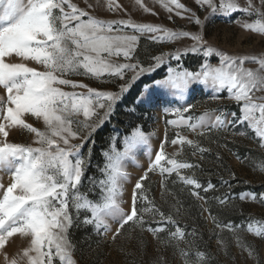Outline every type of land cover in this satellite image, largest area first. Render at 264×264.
<instances>
[{"label":"snow or ice","instance_id":"snow-or-ice-1","mask_svg":"<svg viewBox=\"0 0 264 264\" xmlns=\"http://www.w3.org/2000/svg\"><path fill=\"white\" fill-rule=\"evenodd\" d=\"M161 3L169 12L175 10L177 16L187 13L185 18L189 24L199 28L195 31L184 30L183 27L174 30L162 24L138 23L131 17L101 19L71 3V0H0V88L6 92V95H0V136L3 137L0 139V172L11 174L6 187L0 182V248L10 237L20 234L31 238L30 246L22 253L28 264H53L56 258L59 264H75L69 229L74 222L80 223L82 210L86 213L83 225L94 227L98 235L112 231L109 220L116 223L118 227L113 233V241L130 222L144 230L143 226L148 223L145 213L158 216L155 221L158 225L177 224L172 215H165L148 199L144 181L150 173L159 171L161 176L176 174L182 183L194 189L202 187L194 176L181 174L182 170L198 165L179 162L176 157L185 144L201 154L206 149L179 131L170 142L165 135L152 159L151 139L154 133L146 131L142 125L130 126L122 141L123 151L117 150L116 137H113L111 146L103 153L105 162L100 169L103 179L91 180L93 188H99L98 197L90 200L87 194L79 191L91 154L89 149V156L85 157L81 149L141 77L149 82L143 86L136 103L148 107L164 102L169 96L182 99L194 84L210 88L213 100L226 90L240 110L239 116L231 113L232 121H226L228 114L222 111L214 121L208 111L198 117L186 116L194 107L188 104L187 107L166 108V113L177 117L166 123L192 132L201 129L197 133L199 136L205 135L203 130L243 127L246 124L259 139L260 147L264 148V51L255 55L229 54L209 43L204 31L205 21L212 16H231L240 12L255 17L251 22H243L242 27L264 34V11L254 7L251 0L245 8H241L237 0H219V3L216 0H194L197 8L210 10L208 16L201 20L196 11L179 0H161ZM261 4L264 5V0ZM66 7L70 11H66ZM88 7L93 6L89 4ZM107 7L116 11L120 5L115 0H108ZM144 11L150 9L144 8ZM141 37L159 44L184 39L191 43L171 51L150 54L148 60L141 62L136 58ZM13 54L35 61L44 70L39 71L26 63L5 62V58ZM189 54L199 58L196 70L183 65V58ZM113 56L123 57L126 62L116 63L111 59ZM213 57L218 59V64L210 62ZM246 63H254L257 67H245ZM128 72H131V77L126 79ZM68 74H83L94 79L107 75L124 80V83L119 86V91H99L82 82L64 78ZM60 86L71 87L72 91H64ZM78 88L86 91H76ZM26 115L42 120L44 128L28 123L24 118ZM80 116H83L82 121L76 119ZM15 128L33 134V143L37 146L9 142L6 129ZM75 138L81 142L72 144L71 140ZM168 143L181 148L168 154L165 150ZM140 146L148 149L149 163L134 184L130 211H125L122 207L123 184L129 179V173L124 169L123 161L135 159ZM251 166L264 172V159L253 161ZM232 175L234 177L235 174ZM209 189H214L211 182L204 191ZM191 195L199 198L198 191ZM229 199L231 197L225 195L218 201L225 206ZM239 199H250L264 205V193H241ZM138 200L146 201L149 207L138 210ZM212 220L219 233L231 232L237 246L259 264L257 247L239 235L242 225L231 221L225 224L215 216ZM248 220L251 222L247 231L264 241V220L254 219L251 215ZM254 223L261 226L254 227ZM146 230L157 238L161 232L167 231L168 240L161 241L165 245L177 241L178 247L179 241L185 239V232L180 227L171 231L163 226H149ZM217 243L221 248L227 247L223 239H218ZM194 247L189 245L187 250L179 249L184 264H216L211 252L198 248L193 252ZM10 264H16V260L12 259ZM155 264H166V261L157 256Z\"/></svg>","mask_w":264,"mask_h":264},{"label":"rangeland","instance_id":"rangeland-1","mask_svg":"<svg viewBox=\"0 0 264 264\" xmlns=\"http://www.w3.org/2000/svg\"><path fill=\"white\" fill-rule=\"evenodd\" d=\"M180 3L186 7L196 11L201 20H204L209 14V9H199L194 3V0H179ZM219 3V0H216ZM227 2V0H226ZM254 7L264 11V5L261 0H251ZM71 3L76 4L79 8L84 9L91 15L106 20L128 19L138 23H153L162 24L165 27L178 30L181 27L184 30L195 31L199 26L189 24L184 16H177L175 10L169 12L162 6L161 0H115L120 8L116 11H110L107 7L108 0H71ZM241 8L248 6L249 0H237ZM91 4L93 7H88ZM144 8L150 11H144ZM66 11L70 9L65 8ZM57 14L58 11H57ZM171 16V20L169 19ZM255 17L247 14L236 12L231 16L216 14L209 20L205 21L204 31L205 39L214 46L236 55H255L264 51V34L254 33L242 27L243 22H251ZM128 31V30H125ZM131 34V33H129ZM191 41L184 39L174 41L171 43H153L152 41L141 37L137 47L136 58L141 62L149 59L150 54H158L160 51H171L177 47H184L190 44ZM116 63H124L123 57L113 56L111 58ZM7 63H26L29 67L36 68L43 71L44 68L35 61L25 60L22 57H17L13 54L5 58ZM134 62V61H133ZM212 64H218V59L213 57L210 61ZM184 67L189 70H196L199 66V58L189 54L183 58ZM175 66V62H173ZM245 67L256 68L254 63H246ZM166 71V68L164 69ZM131 72L125 74V78H130ZM64 78L74 81L82 82L95 88L99 91H119V86L124 83L116 77L103 76L101 79H94L83 74H68ZM148 79L141 77L135 81L131 88L124 94L121 102L117 104L110 117L105 123L98 127L93 133L91 139L85 142L81 151L85 157L89 156V149H91L90 163L82 177V183L79 191L87 194L88 199L95 200L98 197L99 188H93L91 180L103 179L100 169L103 167L105 158L103 153L109 149L112 144V138L116 137V148L123 151V138L129 133L130 126L142 125L143 128L151 133H154L151 139L152 155L154 159L155 150H158L160 143L164 140L167 134V139L170 142L176 138V133L179 131L188 139L198 141L200 146L208 153L211 150L217 153L218 156L215 161L211 160L206 163L205 168L201 167V163H195L199 168L202 180L200 189H191L199 192V198L193 196L194 200L198 201L200 210L197 216H193L188 208L181 204L180 200L173 195V193L163 184L181 183L178 177L168 178L169 176H161L159 171L153 172L149 183H155V187L149 190L146 188L145 195L150 201L154 202V206L158 208L165 215H172L177 221L176 225L163 224L158 225L155 221L159 219L153 213H145V220L148 221L143 228L138 224L129 223L122 229L113 241V233L118 227L116 223L109 220L112 226V231L107 234H97L94 227L90 225H83L82 221L86 213L82 210L80 213V223H75L69 229V240L73 246L72 258L75 264H155L157 256L163 258L166 264H184V257L181 256L179 249H188L189 245H194L192 249L194 252L196 248L200 251L211 252L216 264H256V261L249 257L248 252L239 248L236 244L235 237L227 230L219 233V229L213 223L212 217L215 216L218 221L228 223L231 221L236 225H242L239 235L248 243H252L257 247L259 252V264H264V241L255 237L253 233L247 231V225L251 221L248 217L251 215L254 219L264 220V205L253 202L250 199L240 200L241 193H264V172L254 170L251 166L253 161L259 162L264 159V148L260 147V141L255 136V133L245 124L243 127L237 125L233 127H225L221 129H211L205 131V135L199 136L197 133L202 131L197 129L192 132L187 128H175L168 125L166 121L177 119L171 113H166L165 109L175 107H187L188 104L194 105L189 113L185 115L200 116L204 112L211 113V120L220 112H225L226 121H232L231 113L235 112L237 116L240 115L239 107L236 102L228 97V93L224 90L218 99H211L212 90L203 85L194 84L189 92L180 99L169 96L164 102L155 106L148 107L145 105H137L136 99L143 89V86L148 83ZM64 91H72L71 87L60 86ZM82 92L86 89H76ZM138 91L135 98H132L134 93ZM0 95H6L3 88H0ZM261 95V93H257ZM135 108V111L132 109ZM28 123L33 126L43 129L44 124L42 120H36L30 115L24 117ZM76 119L83 120V116ZM76 125H73L75 130ZM9 131L8 141L12 143H27L33 144L34 135L22 129H6ZM86 131V130H85ZM244 132L245 135H240ZM83 135V133H81ZM3 137L0 136V139ZM79 138L71 140L72 144H79ZM180 145H166V152L172 154L180 150ZM185 149L190 150V156L194 160L206 162L202 158V154L196 152L192 146L185 144L183 151L176 157L179 162H186L191 164L185 154ZM195 152V155L193 154ZM238 154V155H237ZM220 157H225L227 166H223V161ZM149 163V151L147 148L140 146L136 150L135 159L128 158L123 161L124 169L129 173V179L123 184V205L125 211H130L131 196L135 182L140 176L144 174ZM167 166V165H165ZM213 168V170H212ZM191 169L182 170L181 174L186 176H194L196 172ZM202 169V170H200ZM198 171V172H199ZM235 174L234 177L232 174ZM172 176V175H170ZM0 178L5 187L10 182L11 174L8 172H0ZM209 182L214 185V189L204 191L208 187ZM235 189L240 190L235 192ZM225 195L231 197L228 204L222 206L218 198H223ZM149 207L146 201H137L138 210ZM75 216V210L72 209ZM163 226L168 230L175 231L176 227H180L185 232V239L179 241H170L167 245L161 241L168 240L167 231L161 232L159 238L154 237L151 232L146 229L149 227ZM254 227H260L259 224H253ZM219 233V235L214 234ZM30 237L15 234L10 237L3 248H0V264H10L12 259L16 260V264H28L26 257H23V249L30 246ZM223 239L227 247L221 248L217 241ZM53 264H59L58 258L54 259Z\"/></svg>","mask_w":264,"mask_h":264},{"label":"trees","instance_id":"trees-1","mask_svg":"<svg viewBox=\"0 0 264 264\" xmlns=\"http://www.w3.org/2000/svg\"><path fill=\"white\" fill-rule=\"evenodd\" d=\"M138 94V91H136V93H134V95L132 96V98H135L136 95ZM209 131H207L208 133ZM206 136V135H205ZM185 154L187 155V159L189 160V162H191V164H195V163H201V167L205 168L206 170H208V168H206V163L214 160L218 157L216 156L217 153L213 150L210 149V151L208 153H203L202 154V158H205L206 162L203 161H198L197 159L194 160L192 158V156H190V150L189 149H185ZM238 155V154H237ZM221 161H223V166H227L225 157H220ZM197 169L194 167L192 170L196 172L194 173V177L198 180V182L200 183V180H202V177L200 175V171L198 172ZM202 170V169H200ZM213 170V168H212ZM209 171V170H208ZM152 173L149 174V177L147 178V180L144 181V186H147L148 183L150 182V178H151ZM168 178H170L169 180H171L172 178H175V175L172 174V176H169ZM166 178H163V184H165V186L173 193V195L177 198V200H180L181 204H183L185 207L188 208V211L191 212L192 217L193 216H197L200 210V206L198 205V201L194 200L193 196L191 195V189H193L191 186H188L184 183H169V181L165 182ZM149 187V190H152L155 187V183H149V185L147 186ZM146 189V188H145ZM240 190L235 189V192H239Z\"/></svg>","mask_w":264,"mask_h":264}]
</instances>
